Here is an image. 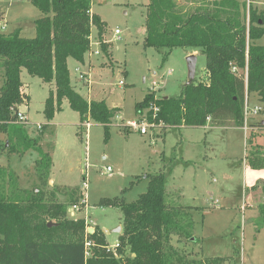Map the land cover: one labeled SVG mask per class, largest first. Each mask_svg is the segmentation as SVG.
<instances>
[{
    "label": "trees",
    "instance_id": "trees-1",
    "mask_svg": "<svg viewBox=\"0 0 264 264\" xmlns=\"http://www.w3.org/2000/svg\"><path fill=\"white\" fill-rule=\"evenodd\" d=\"M28 1L41 12L35 20V37H23L19 29L7 34L0 28V73L4 78L0 132L8 135L3 148L10 154L38 152L36 175L45 190L8 191L5 170L0 169V264H225L229 259L222 257L189 261L173 245L174 237L179 242H193L194 233L185 231L182 213H189L167 203L164 172L148 176L147 191L133 203L118 197L100 202L101 206L119 207L123 213L122 233L115 248L97 228L90 234L85 219L68 217V209L85 199L79 186L56 185L46 190L53 159L41 142L49 125L41 126L32 139L28 124L19 122L20 107L29 103L22 70L54 85L43 111L49 123L67 101L78 113L80 126L93 120L102 125L108 140L117 109L109 108L104 100H87L71 83L68 61H85L92 48L93 27L108 56L103 41L106 23L91 12L93 0ZM206 1L213 7L201 6L192 12L179 8L177 0H150L148 4L146 47L166 49L164 61L176 48L194 49L206 58L204 80L186 85L178 98L160 97L152 91L136 104L138 115L158 107L156 118L153 110L146 112L147 118L163 128L205 127L209 122L226 126L229 121L243 128L246 105L253 94L264 115V46L256 43L264 36V12L250 6L247 25L238 0ZM258 126L264 128L262 122ZM128 127L126 132H131ZM247 159L252 170H264V147L252 148ZM261 191L264 195V183ZM59 196L66 200L60 201ZM258 211L264 226V203Z\"/></svg>",
    "mask_w": 264,
    "mask_h": 264
},
{
    "label": "rangeland",
    "instance_id": "rangeland-1",
    "mask_svg": "<svg viewBox=\"0 0 264 264\" xmlns=\"http://www.w3.org/2000/svg\"><path fill=\"white\" fill-rule=\"evenodd\" d=\"M238 1L247 25L250 6L264 12V0ZM149 3L150 0L92 1V10L106 22L103 41L108 56L95 44L100 55L92 54L94 63L99 60L102 68L99 67L94 82L100 92L88 89V98L107 92L108 106L119 109L112 119L108 140L102 125L93 120L89 121L90 128L80 126L78 113L67 102L53 119V125L50 124L43 113L50 85L22 70L23 90L31 99L20 111L29 120L30 138L39 135L41 126L49 125L41 146L52 156L50 181L55 182L49 183L46 190L56 185L79 186L86 205H80V210L71 206L68 217L86 219L88 229L106 230L107 241L114 248L122 233L123 213L119 207L101 206L100 202L118 197L133 203L147 191L148 176L164 172L167 203L189 213H182L185 231L194 233L193 242L173 238L181 256L189 261L222 257L229 259L225 264H264V226L258 211V206L264 203L261 191L264 170H252L247 159L252 148L264 147V128L258 126L264 115L261 112L252 115L254 107L262 106L255 97L249 101L250 114L248 120L245 116L243 128L229 121L226 126L209 122L205 127L150 128L146 135L132 128L126 132L132 122H142L135 107L147 93L156 89L154 92L165 98H178L182 94L189 80V56H197L195 83L205 78L206 58L199 51L176 48L164 61L166 49L144 45ZM177 3L187 12L201 6L213 7L204 0L196 3L177 0ZM0 15V22L7 24L4 33L24 27V37H35V20L41 12L28 0H0ZM116 30L119 35H115ZM92 38L99 43L98 31L97 35L92 32ZM256 43L264 46V36ZM89 57L93 59L90 54ZM69 64L72 86L80 94H86L81 89L84 82L79 78L85 69L74 59H69ZM3 81L1 71L0 86ZM153 83L157 84L155 88ZM80 131L82 134L78 135ZM7 140L8 135L0 132V169L5 170L2 178L8 191L43 189L36 175L38 152L10 154L3 148ZM59 200L65 201L66 197L59 196ZM118 227L120 234L116 232Z\"/></svg>",
    "mask_w": 264,
    "mask_h": 264
},
{
    "label": "crops",
    "instance_id": "crops-1",
    "mask_svg": "<svg viewBox=\"0 0 264 264\" xmlns=\"http://www.w3.org/2000/svg\"><path fill=\"white\" fill-rule=\"evenodd\" d=\"M91 12L93 13V14H96L93 10H91ZM7 15V13H5V16ZM98 15V14H97ZM1 16V15H0ZM101 18V17H100ZM38 19V18H37ZM101 20L103 21V22H105L102 18H101ZM106 23V22H105ZM0 28H1V30H2V28L4 29V30H2L3 32L5 31V30H7V24L6 23H4V24H2L1 22H0ZM23 28L24 27H20V28H18L17 27V29H19L20 31H21V35L24 37V30H23ZM12 32H14V31H12ZM92 32H93V34L95 33L96 35H97V30L95 29V28H93L92 29ZM91 38H92V35H91ZM96 39V38H95ZM103 39H105V34L103 35ZM92 41H93V46H92V49L93 50H96L97 49V47L95 46V44H96V42H94V40H93V38H92ZM95 43V44H94ZM91 56V58L93 57V59H90V57H89V54L85 57V59H86V62L84 63H79L78 62V64L80 65V66H82V68H84L85 69V72L84 73H82V74H84V75H86V77L87 78H89V80H90V82H91V84H90V87L86 84V83H83V86H82V88L81 89H84L85 90V92H86V94H81L84 98H86L87 100H89V101H92V100H96V101H101V100H104V101H106V103H107V96L108 95H110V94H108L107 92L106 93H104L103 95H101L102 93H100L99 94V96L100 97H102V96H104V97H102V98H97V97H99V96H97L96 98H88V89H94V90H97V92H98V90H99V92H100V89L98 88V86L95 84V80L94 79H96V78H98V75L97 74H99L100 73V68L99 67H101L102 68V66H100V64H101V62L99 61V60H97V62H95L94 63V57L95 56H93V55H90ZM98 58V57H97ZM98 59H100V58H98ZM90 62H91V65H90ZM92 63H93V65H92ZM98 64H99V66H98ZM70 64H69V61H68V67H69V71H70V66H69ZM97 65V66H96ZM95 66V67H94ZM86 73V74H85ZM22 74V73H21ZM81 74V73H80ZM89 76V77H88ZM23 82V81H22ZM24 83V82H23ZM72 83V82H71ZM74 87V86H73ZM54 85H50V91L51 90H54ZM75 88V87H74ZM91 89V90H92ZM50 91H49V93H50ZM77 91V90H76ZM79 93V92H78ZM80 94V93H79ZM26 95H28V98H29V102H30V99H31V97H30V95L29 94H26ZM87 97H86V96ZM49 96V95H48ZM256 98L257 100H258V97H257V95L256 94H253V95H251L250 96V98L248 99V105H249V101H250V99L251 98ZM48 98V97H47ZM259 101V100H258ZM65 102H67V101H65ZM65 102H64V104H65ZM68 103V102H67ZM64 104H63V110H64ZM69 105V104H68ZM108 105V104H107ZM109 108H111L110 106H108ZM258 107V106H257ZM254 108H256V107H254ZM253 108V109H254ZM117 109V111H116V113H119V109L118 108H116ZM59 113H57L56 115H55V117L58 115ZM53 121V120H52ZM52 121L50 122V124H52ZM262 123L264 122V121H261ZM80 124V123H79ZM53 125V124H52ZM79 127V126H78ZM161 128V127H160ZM247 129V128H246ZM52 176H51V173H50V178H51ZM54 181V180H53ZM53 181L51 180L50 182L51 183H53ZM55 182V181H54ZM86 220V219H85ZM103 232V231H102ZM104 233V232H103ZM104 234H106V232L104 233ZM111 248H113V247H111Z\"/></svg>",
    "mask_w": 264,
    "mask_h": 264
},
{
    "label": "built area",
    "instance_id": "built-area-1",
    "mask_svg": "<svg viewBox=\"0 0 264 264\" xmlns=\"http://www.w3.org/2000/svg\"><path fill=\"white\" fill-rule=\"evenodd\" d=\"M102 1H105V0H102ZM2 30H4V29L2 28ZM119 34H120V31H119V30H116V31H115V35H119ZM91 42H92V46H93L92 38H91ZM94 44H95V43H94ZM96 44H97V45H100V43H96ZM88 54H90V55L95 54L96 56H98V55H100V51H99V50L97 51V49H96V50H93V49L91 48V51H90ZM79 78H80V80H82L84 83H86V84L90 87L91 82H90L89 78L86 77V75H84V74L81 73L80 76H79ZM120 84H121V85H124V82H123V81H120ZM156 85H157L156 83H153L154 88H155ZM155 90H156V89H153L152 91H155ZM149 110H153V118H156V114H157V112L159 111L158 107H156V106H152L151 109H149ZM149 110H146V111H144L143 113L140 114V116H141V120H139V121H142L141 123H140V122H132V123L130 124V127H131L132 129H135V130L139 131V133L142 134V135H146V134H148V130H149L150 128L162 127V126H158V125H156L155 123H151V122H149V120H148V118H147V113H146V112L149 111ZM259 112H261V107H256V108H254V109L252 110V115H256V114H258ZM249 114H250V109H249V105H248V103H247V105H246V112H245L246 120H248V116H249ZM18 119H19V122H20L21 124H28V122H29V121H28V118H27V117L25 116V114H24L23 112H21V111L18 113ZM83 125H85L87 128H88V127L90 128L91 123H89V121H87V122H85ZM87 133H88V131H87ZM107 171L110 172L111 169L108 168ZM80 205H86V199L82 200V202H81L80 204L72 206V208H73L74 210H80V208H81ZM87 246H90V243H87ZM116 246H117V245H116ZM116 246H115V247H116ZM115 247H114V248H115Z\"/></svg>",
    "mask_w": 264,
    "mask_h": 264
},
{
    "label": "water",
    "instance_id": "water-1",
    "mask_svg": "<svg viewBox=\"0 0 264 264\" xmlns=\"http://www.w3.org/2000/svg\"><path fill=\"white\" fill-rule=\"evenodd\" d=\"M187 62H188V69H189V80H188V83L186 85H191L194 80H195V76H196V68H197V56L196 55H191L187 58ZM264 124V122H263ZM51 184V182H50ZM54 224L53 223H49V226H53ZM89 233L90 234H93L95 232V229L94 228H89L88 229ZM103 232H107L106 230H103ZM116 232L118 234H120L121 232V227H118Z\"/></svg>",
    "mask_w": 264,
    "mask_h": 264
}]
</instances>
